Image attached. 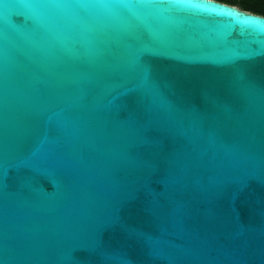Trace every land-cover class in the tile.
Instances as JSON below:
<instances>
[{"label":"water","instance_id":"obj_1","mask_svg":"<svg viewBox=\"0 0 264 264\" xmlns=\"http://www.w3.org/2000/svg\"><path fill=\"white\" fill-rule=\"evenodd\" d=\"M0 264H264V15L0 0Z\"/></svg>","mask_w":264,"mask_h":264},{"label":"trees","instance_id":"obj_2","mask_svg":"<svg viewBox=\"0 0 264 264\" xmlns=\"http://www.w3.org/2000/svg\"><path fill=\"white\" fill-rule=\"evenodd\" d=\"M230 5H236L254 13L264 15V0H218Z\"/></svg>","mask_w":264,"mask_h":264},{"label":"flooded vegetation","instance_id":"obj_3","mask_svg":"<svg viewBox=\"0 0 264 264\" xmlns=\"http://www.w3.org/2000/svg\"><path fill=\"white\" fill-rule=\"evenodd\" d=\"M240 8V7H239Z\"/></svg>","mask_w":264,"mask_h":264}]
</instances>
